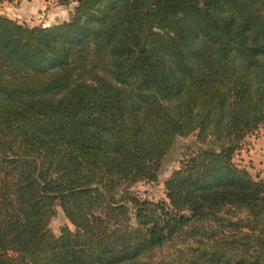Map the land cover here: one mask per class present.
I'll return each instance as SVG.
<instances>
[{
	"label": "trees",
	"instance_id": "obj_1",
	"mask_svg": "<svg viewBox=\"0 0 264 264\" xmlns=\"http://www.w3.org/2000/svg\"><path fill=\"white\" fill-rule=\"evenodd\" d=\"M75 1L0 12V264H264V181L234 161L264 122V0ZM190 133L166 199L135 195Z\"/></svg>",
	"mask_w": 264,
	"mask_h": 264
},
{
	"label": "rangeland",
	"instance_id": "obj_2",
	"mask_svg": "<svg viewBox=\"0 0 264 264\" xmlns=\"http://www.w3.org/2000/svg\"><path fill=\"white\" fill-rule=\"evenodd\" d=\"M41 2L39 9L34 8L31 0H24L23 3L29 7L24 15L18 16L17 20L19 22L25 23L27 25H52L59 23L61 21L67 20L74 13L77 1L69 0L64 2V0H38ZM17 5V3H14ZM261 135L264 136V122L260 124L257 129L252 133L248 134L244 139L243 144L246 142L247 137L250 135ZM242 144V145H243ZM242 147V146H241ZM196 135L195 133H190L187 136H177L170 146L169 150L166 152L161 160L159 169L157 172V179L155 180H140L132 183L130 189L133 193L141 198H148L152 201H160L166 199L164 181L169 177L171 172L178 168L180 161L184 158L190 150H196ZM261 163L263 166L258 170H249L246 166L242 164L243 158L235 152L234 161L239 166L246 168L254 178L261 179L264 181V152L261 154ZM257 173V174H256ZM262 175V177H260ZM68 224L71 226L70 221L65 216L60 206H56V213L51 217L49 221V228L55 233L59 234L60 228ZM185 245L181 238H176L170 243L163 245L162 247L156 248L154 250L153 257L158 261H164L171 258L172 254H175L178 248H183Z\"/></svg>",
	"mask_w": 264,
	"mask_h": 264
},
{
	"label": "crops",
	"instance_id": "obj_3",
	"mask_svg": "<svg viewBox=\"0 0 264 264\" xmlns=\"http://www.w3.org/2000/svg\"><path fill=\"white\" fill-rule=\"evenodd\" d=\"M24 0H0V12L7 14L8 16L17 19L18 16L24 15V12L29 10V7ZM34 8L39 9L41 2L38 0H31ZM14 3H17L15 5ZM241 158H243L242 164L249 170H258L263 166L261 163V154L264 152V136L261 135H250L247 137L246 142L242 147L236 151ZM257 174V173H256ZM262 177V175L260 176Z\"/></svg>",
	"mask_w": 264,
	"mask_h": 264
}]
</instances>
